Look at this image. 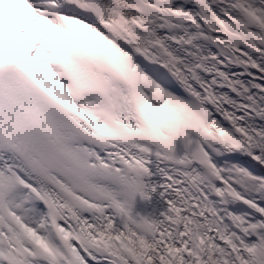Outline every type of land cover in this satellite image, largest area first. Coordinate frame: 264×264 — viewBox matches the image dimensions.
Here are the masks:
<instances>
[{
  "label": "snow or ice",
  "instance_id": "obj_1",
  "mask_svg": "<svg viewBox=\"0 0 264 264\" xmlns=\"http://www.w3.org/2000/svg\"><path fill=\"white\" fill-rule=\"evenodd\" d=\"M0 264H264V0H0Z\"/></svg>",
  "mask_w": 264,
  "mask_h": 264
}]
</instances>
